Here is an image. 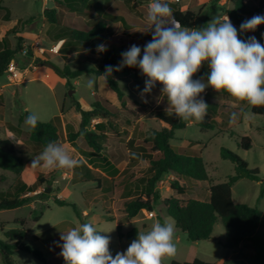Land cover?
<instances>
[{
    "label": "rangeland",
    "instance_id": "obj_1",
    "mask_svg": "<svg viewBox=\"0 0 264 264\" xmlns=\"http://www.w3.org/2000/svg\"><path fill=\"white\" fill-rule=\"evenodd\" d=\"M56 1L0 0V35L3 33L5 16H9V11L6 8H9L16 19L26 21V25L30 23L37 25L38 30H41V32H37L36 29V32L40 33L39 47L45 49L39 50L40 54L36 58L22 53L23 57L30 58V61L34 60L33 64L29 62V59L23 63H19L17 59L13 61L20 68L27 70L22 82L12 83L6 74L0 77V136L1 138L12 136L16 141L17 151L23 155L27 152L30 156L32 151L38 149L29 141L25 130H30V128L25 124V120L23 123H19V118L25 107L29 113L38 114L39 121L45 123L53 121L57 116L61 117L63 110L62 114L66 115V117L64 116L65 123L62 122L61 118V122L57 124L59 133L57 143L64 145L70 154L76 158L77 150L68 142L66 130L67 125H71L74 130H78L80 126L81 118L74 101L80 100L85 103L87 108L91 109L89 107L90 102H94L99 95L115 102H117V98L104 77H98L95 73L84 74L78 78L70 79L67 83L66 79L56 75L53 67L63 69L68 66L72 70L98 69L105 61L107 53H113L117 56L124 51V48H130L133 44L142 48V58L144 46L152 39V30L147 31L149 27L147 10L150 0H88L87 4H83L79 0H71L68 5L74 8L73 12L67 8L58 10ZM161 2L172 3L183 12H194L196 19L189 28L204 27L216 16L225 18L227 11L234 8L230 0H179V2L161 0ZM247 5L254 15H260L264 12V0H247ZM47 9L63 11L62 23H50L44 15V11ZM108 15H123L126 18L122 21L113 20L107 18ZM98 21L109 24V33L100 37L98 43L84 45L66 37L59 50L60 55L50 52V45L56 42L57 38H60L61 33L72 27L92 26ZM235 27L241 39L246 40L248 37L255 36L261 44H264V30L257 28L254 32H240V27ZM17 43L20 44L19 41ZM99 44H104L106 51H97ZM63 54L70 55V57L64 58ZM48 69H52V72ZM200 71L206 74L210 73L207 63ZM114 77L125 92L128 103L125 110L120 109L122 116L130 122L144 119V128L147 133L153 128L159 129L161 122L156 119L155 113L168 109L166 97L161 95L162 85L157 83L150 93H145L147 102L142 104L139 101H141V92L144 89L146 77L142 74L136 75L131 70L119 72ZM203 79L207 82V79ZM89 80L94 82L91 88L88 87ZM93 92L95 95L92 94ZM201 98L206 103H215L220 106L216 119L217 128L204 130L198 125L199 122L186 121V128L175 131V139L172 144L181 146L183 141L184 144L189 142V145L184 149V154L202 157L211 181L187 180L183 183L187 187V193L182 197L184 199L207 200L210 184L224 182L229 176L236 173L235 165L221 157L222 147L237 153L248 163L250 169H258L261 178L264 180V117L253 114L246 102L225 96L222 92H216L211 87L205 89ZM116 107L120 108L119 102ZM240 110L245 113L242 115ZM233 113H236V118H233ZM98 121H100L98 118L92 120L89 126L90 131ZM127 121L122 119L119 122V131H122L124 127L125 129L131 127ZM10 124L20 126L25 132L19 135L11 131ZM117 137L110 135V144L106 145L105 148L113 146L111 143L116 144ZM243 137L252 139L251 149L244 150L239 147ZM80 143L84 147L87 146L83 138H80ZM29 156H27L28 159ZM137 169L140 172L139 175L150 176L147 163L142 162V165ZM80 170V167H75L50 171L44 175L51 182V191L46 193V197L36 199L35 193L37 191L38 193H45V186H40L35 192L28 193L32 197L29 203L16 209L0 210V239L5 240L2 226L5 231H9L18 228L19 225L16 223L18 220H24L28 232L23 243L40 251L52 264H65L63 257L59 255L60 244H62L61 232H67L78 224L91 222L99 231H111L102 234L111 237L110 251L115 256L116 253L125 251L131 243L127 238H119L118 224L121 225L122 232L126 234L134 228L139 229V231H146L155 220L158 219L163 222L164 219L171 218L165 205L159 202L154 204L152 209L143 210L137 217H140L138 222H125L122 213L123 196L120 193L117 195L111 193L110 190L103 191L97 187V183H85L82 176L78 179H72L73 172ZM11 175L0 170V191L8 189ZM162 181L164 182L157 184V190L162 197H168L171 195L168 191L169 183L166 182L165 177ZM261 188V183L248 179L239 181L233 187L234 199L237 203L257 207L264 212V196L260 197ZM54 195L76 204L82 213V220L77 217L72 206L57 205L52 199ZM40 212H43V215L39 221L35 222V215ZM171 220L174 221L172 218ZM260 232L264 240V223ZM224 234L223 225L220 222L217 223L214 236L221 238ZM175 242L177 245L176 256L165 258L163 264H171L172 261L192 262L195 258L212 264H222L232 254L233 260L249 264L255 254V250L249 242L243 243L239 249L231 250L214 242H192L188 240L186 234L178 231L177 228ZM13 262L14 264H42L35 256L19 248L15 251ZM0 264H3L2 260H0Z\"/></svg>",
    "mask_w": 264,
    "mask_h": 264
},
{
    "label": "trees",
    "instance_id": "obj_2",
    "mask_svg": "<svg viewBox=\"0 0 264 264\" xmlns=\"http://www.w3.org/2000/svg\"><path fill=\"white\" fill-rule=\"evenodd\" d=\"M71 0H57L58 10L64 8L71 12L74 8L69 6ZM83 4H87L88 0H79ZM234 8L227 11L231 23L240 27L241 23L255 16L249 10L247 0H230ZM173 10L175 19L180 21L182 26L189 27L196 19V14L191 11L183 12L175 7L172 3L167 2ZM63 11L56 9H47L44 11L45 18L54 24L62 23ZM260 15H264V12ZM109 19L124 20L123 15H108ZM109 21V20H107ZM264 30V24L257 27ZM109 33V24L104 21H98L92 26L72 27L69 30L61 33L60 38L69 37L80 44H96L98 39L104 34ZM140 47V46H139ZM141 48V47H140ZM142 49V48H141ZM128 50V49H127ZM126 50V51H127ZM21 51V45L13 47L8 38V33L0 40V77L6 74L8 67L16 59ZM125 51H122L123 53ZM121 53L115 56L113 53H107L105 61L98 69L88 70H72L68 66L61 69L53 67L56 75L66 79L69 83L70 79L78 78L84 74L95 73L97 76H103L109 88L115 93L120 103V108L113 105L110 101L101 96H97L90 110L82 107L80 102L74 101L76 109L80 115L81 121L78 130H74L71 125H67L68 142L78 150L76 141L83 138L93 153H99L106 145L110 144V135L119 129V122L125 119L120 113V109L127 108L126 94L121 89L119 82L115 79V75L119 72L132 70L136 75H140L138 67L129 68L123 67L120 71H113L111 74L104 75L107 65L117 66L121 62ZM28 55L31 53L28 51ZM206 73L200 71L194 77L195 79L205 78ZM145 87V84H144ZM154 89V88H153ZM223 95L230 96L226 92L221 91ZM207 115L202 122H199L200 128L204 130H215L218 126L216 118L218 117L220 106L215 103H207ZM253 114L264 117V106L252 107ZM243 112V111H242ZM30 113L27 110L19 118V123H22ZM155 117L162 121L165 126L160 130H152L149 134L140 131L138 136H133L131 143L136 144V149L142 154L143 159L148 165L150 176L146 179L143 190L135 196L128 197L123 201V219L129 222L137 218L143 210L153 207L156 203H162L167 209L169 216L175 221L178 231L186 234L188 240L192 242L214 240L217 244L229 248L239 249L240 246L249 242L254 248L255 254L249 264H264V240L262 238L260 228L264 223V213L257 207H252L247 204L236 203L232 196V187L240 179H248L262 184L260 197L264 196V180L260 176L258 169H250L248 163L232 150L222 147L220 154L224 160L231 161L236 167V173L227 178L221 183L210 184V197L208 201L199 199H182L187 193V187L182 185L181 181L193 180L196 182H210L211 179L207 172L204 160L200 156H187L184 151H176L171 145V140L174 139L175 131L187 127L186 121L178 119L172 114L171 109L161 110L155 113ZM94 118L102 121L95 124L94 131L89 130V126ZM61 122V117L57 116L53 121L41 122L38 121L36 128L31 129L26 134L29 141L42 152L44 147L49 142H58V123ZM11 131L17 134H23L24 131L20 126L10 124ZM141 125H136V129H141ZM130 143V144H131ZM239 147L244 150L252 148V139L243 137L239 143ZM84 156L91 154L90 152L79 150ZM38 154V153H37ZM80 171L73 172V178L78 179L81 176L84 182H98L101 180H93V172L83 162L80 166ZM25 168V160L23 154L17 151L16 141L14 138H0V169L5 172L12 173L15 176L14 183L7 190L0 191V210L16 209L29 203L32 199L28 195L30 192H35L38 187L45 186V190L50 188L51 182L48 177L39 175L37 182L31 186H27L22 180V173ZM174 174L175 179L170 183V188L177 196L162 198L157 190V184L168 174ZM113 193V188L110 190ZM45 193L35 195L36 199L46 197ZM179 196V197H178ZM53 201L59 206H72L77 217L82 220V213L77 205L65 199H61L54 195ZM43 212L35 215L34 221L40 220ZM221 223L224 227L225 234L223 238L214 236L215 225ZM18 228L2 231L5 240L0 239V260L3 264H14L13 256L19 248L35 256L42 264H52L43 254L34 250L23 243L27 236V227L24 220L16 222ZM118 236L120 239L127 238L132 242L137 237L139 229L134 228L130 232L124 234L121 225H117ZM171 264H212L199 258H195L192 262L172 261ZM222 264H247L238 260L226 259Z\"/></svg>",
    "mask_w": 264,
    "mask_h": 264
},
{
    "label": "clouds",
    "instance_id": "obj_3",
    "mask_svg": "<svg viewBox=\"0 0 264 264\" xmlns=\"http://www.w3.org/2000/svg\"><path fill=\"white\" fill-rule=\"evenodd\" d=\"M147 21L152 39L144 46L142 58L141 48L133 44L121 53L119 65L106 66L104 75L138 67L146 77L141 97L161 84L168 109L182 121H203L209 106L201 94L207 87L252 107L264 106V44L255 36L241 39L228 16H216L204 27L189 28L175 19L169 4L150 0ZM262 24L264 15H255L242 22L239 31L254 32ZM97 51H106V46L99 44ZM205 63L210 68L207 82L194 78ZM93 83L89 80L88 87ZM232 116L236 118V113ZM39 120L38 114L30 113L25 124L34 129ZM82 163L64 145L49 142L28 167L52 171ZM110 232L99 231L91 222L78 224L61 232L59 255L65 264H163L165 258L177 254L176 225L171 218L157 219L146 231H138L128 248L115 256L110 251L111 237L102 234Z\"/></svg>",
    "mask_w": 264,
    "mask_h": 264
},
{
    "label": "crops",
    "instance_id": "obj_4",
    "mask_svg": "<svg viewBox=\"0 0 264 264\" xmlns=\"http://www.w3.org/2000/svg\"><path fill=\"white\" fill-rule=\"evenodd\" d=\"M6 9H7V11H9V16L8 15L5 16L3 33L0 35V40L4 36H6L8 33V38L10 39V43L13 47H16L18 45V43H17L18 41L20 42L21 51L18 53V55L16 57L18 62L23 63V61L29 59V62H31V64H33L34 60L30 61V58H27V57H26L27 58L26 59L25 57H23L22 53H24V51L28 49V51H30V53H31L30 56L36 58L40 54L39 50H45V49L39 47L41 40H39V34L40 33H37V32H41V30H38L37 25H35L33 23L26 25V21L23 22L21 19H16L13 15L12 11L9 8H6ZM41 12H43L42 9H41ZM36 29H37V32H36ZM63 42H64V39L57 38L56 42H54L52 45H50V49L53 46H55L56 44H59L58 48H61ZM127 49H129V48H124L123 50L126 51ZM57 54H59V52ZM63 57L64 58L70 57V55L66 56V54H63ZM23 66H21V67H23ZM23 68H26V67H23ZM48 71L52 72V69H48ZM89 74H91V73H89ZM98 77H103V76H98ZM92 94L95 95V92H93ZM99 96H101V95H99ZM116 98H117V96H116ZM144 99L147 100V95H145L143 98L141 97V99H140L141 101H139V102L143 104ZM108 101H110V100H108ZM78 102H80V104L82 105V107L84 109L90 110L89 108H87L85 106L84 102H81L80 100H78ZM94 102H90V106H89L90 108L92 107ZM110 102L113 105L117 106L119 101L117 99V102H115V101H110ZM24 105H25V103H24ZM24 110H26V107ZM62 113H63V110H62ZM62 113H61L62 122L65 123L64 118L66 117V115H64ZM244 113L245 112L241 111L242 115ZM157 120H159V119H157ZM101 121L102 120L100 119V121H98L97 123H99ZM160 122H161L160 128L159 129L153 128L152 130H154V129L160 130L165 126V124L162 121H160ZM127 123H128V125L131 126L129 129H125V127H124L122 131L116 130V131H114V133L111 134V135L116 136V137L118 136L117 137L118 141H116V144L111 143V145L113 144V146H107V149L104 147L103 150L99 153H93L91 148L86 143V141H85V144L87 146L86 147L82 146L80 143V138L76 141V145L78 147V150L76 148H74L77 150V157L76 158L82 160L88 166V168L92 170L93 180H97V179L101 180V183H98V182H89V183H97L98 184L97 187H99V189H101L103 191H106V190L109 191L113 188V193H116V195L118 193H120L124 199H126L128 197L135 196V194L137 195V193H140L144 188V185L146 183V179L149 177V176L144 177V175H142V176L139 175L140 172L138 171L137 168H139V166L142 165V162H144V163H146V162L143 159L142 154L136 149V144L131 143V139L133 136L134 137L138 136L140 134V131L144 132L145 134H149L152 131L151 130L149 133H147V130L144 128L145 120L142 118L139 120H136L134 122L127 121ZM139 124L142 126L140 130L135 128V126L139 125ZM94 129H95V125H94L92 131H94ZM22 130L24 131V129H22ZM30 130H25V131L28 132ZM6 137L12 138V136L11 137L6 136ZM0 138H1V136H0ZM2 139H5V138H2ZM174 139H175V136H174ZM173 140H171V145L178 152L184 151L186 146L189 145V142H185V144H184V141L181 140V141H183V143H182L183 145L175 146L172 144ZM16 146H17V144H16ZM79 150H84V151L90 152L91 154L83 156L81 154V152H79ZM25 153L26 154L23 155L24 160H25V168H24V171H23L21 177H22L23 182L27 186H31L37 182L39 175H46V174L50 173V171L44 170L41 168L33 169V168L28 167V166H30L32 159H34L35 157H37L41 153L39 150L32 151L33 155L31 154L30 156L28 155L29 153L28 154H27V152H25ZM27 156H29V159L27 158ZM3 172H5V171H3ZM148 172H149V169H148ZM7 173H9V172H7ZM10 174H12V173H10ZM11 176L12 177L9 178L10 182H9L8 188L10 186H12L14 183L15 176L13 174ZM165 178H166V182L169 183L168 191L171 193L170 196H177V194L173 190H171V188H170V183L172 182V180H174L176 178L175 175L171 173V174L166 175ZM72 179H73V177H72ZM242 180H244V179H240L239 181H242ZM160 182L163 183L164 181H160ZM185 182H187V181H181L180 183L182 185H184L183 183H185ZM85 183H88V182H85ZM257 183H260V182H257ZM233 187H232V196L234 199ZM30 193H32V192H30ZM40 193H42V192H40ZM37 194H39L38 191L35 193V195H37ZM170 196H168V197H170ZM209 197H210V192L208 193V199L203 200V201H208ZM162 198H167V197H162ZM180 198L184 199L182 196H180ZM124 199H123V201H124ZM34 201L38 202L40 200H34ZM234 201H235V199H234ZM147 213H154V212H147ZM85 214L87 215L86 212H85ZM139 218H135V219L131 220L130 222H138L140 220ZM223 237L224 236H221V238H223ZM208 242L216 243L214 240H209ZM231 250H233V249H231ZM227 259H233V254L230 258H227Z\"/></svg>",
    "mask_w": 264,
    "mask_h": 264
},
{
    "label": "built area",
    "instance_id": "obj_5",
    "mask_svg": "<svg viewBox=\"0 0 264 264\" xmlns=\"http://www.w3.org/2000/svg\"><path fill=\"white\" fill-rule=\"evenodd\" d=\"M176 2H179V0H176ZM58 47H59V44H56L50 49V52L57 54L60 49ZM23 54L28 55V51L25 50ZM26 73H27V70L20 68L18 65L14 64L13 62L11 63V65L8 67L6 71V75L12 83L22 82Z\"/></svg>",
    "mask_w": 264,
    "mask_h": 264
},
{
    "label": "water",
    "instance_id": "obj_6",
    "mask_svg": "<svg viewBox=\"0 0 264 264\" xmlns=\"http://www.w3.org/2000/svg\"><path fill=\"white\" fill-rule=\"evenodd\" d=\"M50 191H51V188H47V189L45 190L46 193H49ZM150 209H152V207H150Z\"/></svg>",
    "mask_w": 264,
    "mask_h": 264
}]
</instances>
